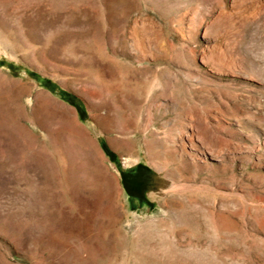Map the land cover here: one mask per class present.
Masks as SVG:
<instances>
[{
  "label": "rangeland",
  "instance_id": "1",
  "mask_svg": "<svg viewBox=\"0 0 264 264\" xmlns=\"http://www.w3.org/2000/svg\"><path fill=\"white\" fill-rule=\"evenodd\" d=\"M153 263L264 264V0H0V264Z\"/></svg>",
  "mask_w": 264,
  "mask_h": 264
},
{
  "label": "bare ground",
  "instance_id": "2",
  "mask_svg": "<svg viewBox=\"0 0 264 264\" xmlns=\"http://www.w3.org/2000/svg\"><path fill=\"white\" fill-rule=\"evenodd\" d=\"M189 139H188V147H190L191 149H193L194 151H196L197 153H200V155L202 154L203 155V153H208L207 151L208 150H210L212 153H213V155L214 156H218V152H215L214 150H212V149H210V147H204L202 144H200V145H196V144H194L193 143V141H192V136H191V134L189 135V137H188ZM205 142H207V144H209V146H210V141H203L202 143L203 144H206ZM213 143V142H212ZM187 145V144H186ZM202 145V146H201ZM214 145V144H213ZM201 148H203L204 149V151H202L201 150ZM206 149H207V151H206ZM206 151V152H205ZM220 156V155H219ZM142 258H144V257H142ZM141 259V258H140ZM151 261H154V260H151ZM156 261V260H155ZM139 262H143L142 260L141 261H139ZM145 262V261H144ZM150 262V261H149ZM160 263V262H159ZM162 263V262H161ZM154 264V263H153ZM156 264V263H155ZM163 264H165V263H163Z\"/></svg>",
  "mask_w": 264,
  "mask_h": 264
}]
</instances>
